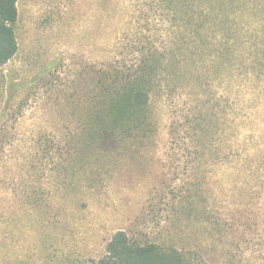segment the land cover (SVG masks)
Instances as JSON below:
<instances>
[{
	"label": "rangeland",
	"instance_id": "374dc122",
	"mask_svg": "<svg viewBox=\"0 0 264 264\" xmlns=\"http://www.w3.org/2000/svg\"><path fill=\"white\" fill-rule=\"evenodd\" d=\"M126 2L18 1L19 51L0 78V264H85L119 230L202 256V219L187 220L174 206L192 183L202 194V155L190 156L192 143L169 134L196 95L158 100L157 136L136 150L102 149L81 172L71 169L73 150H58L68 123L62 90L78 94L95 63L113 58L114 38L130 34ZM238 179L226 170L213 177V201L229 225L225 238L204 241L211 264H264V190Z\"/></svg>",
	"mask_w": 264,
	"mask_h": 264
},
{
	"label": "trees",
	"instance_id": "16d2710c",
	"mask_svg": "<svg viewBox=\"0 0 264 264\" xmlns=\"http://www.w3.org/2000/svg\"><path fill=\"white\" fill-rule=\"evenodd\" d=\"M18 1L0 0V78L19 51ZM126 1L130 34L114 38L113 58L95 63L78 94L62 90L68 123L58 150H73L79 159L71 169L81 172L103 150H136L157 136L158 100L196 95L169 134L192 143L185 144L190 156L202 155V194L192 183L187 202L174 200L177 214L202 219V256L173 240L119 230L106 253L85 264H211L204 241L225 238L229 225L213 201L215 174L232 171L241 186L264 190V0Z\"/></svg>",
	"mask_w": 264,
	"mask_h": 264
}]
</instances>
